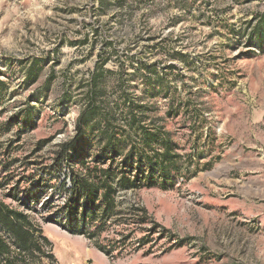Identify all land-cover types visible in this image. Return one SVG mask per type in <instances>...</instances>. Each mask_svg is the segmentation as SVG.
<instances>
[{"label": "rangeland", "instance_id": "1", "mask_svg": "<svg viewBox=\"0 0 264 264\" xmlns=\"http://www.w3.org/2000/svg\"><path fill=\"white\" fill-rule=\"evenodd\" d=\"M263 18L264 0H0V199L40 247L0 226L15 264H264ZM96 167L114 204L69 213L70 169Z\"/></svg>", "mask_w": 264, "mask_h": 264}, {"label": "trees", "instance_id": "2", "mask_svg": "<svg viewBox=\"0 0 264 264\" xmlns=\"http://www.w3.org/2000/svg\"><path fill=\"white\" fill-rule=\"evenodd\" d=\"M86 114L87 113L85 111L80 113L78 120V129L80 131V134H78L74 139L63 144V148L58 155V161L65 160L67 163H72L74 161V156L78 152L76 146L79 142L80 137L82 136L84 124L86 123ZM148 163V165L150 166V172H153L149 177V184L153 185L157 183L156 177L154 176L156 170L155 168H153L152 160H150ZM157 165H159L160 167L158 169L157 176L163 182L171 180L172 177L168 174L169 169L167 168L165 160L163 159L162 162L158 161ZM95 171L97 173V167L95 168ZM101 171L104 173V175L99 176L97 173L96 175L98 176H92V172H89L87 175H85L82 171L76 170L75 168L70 169L69 175L70 181L73 185V193L70 196L67 204V211L69 213H76L80 209V204L76 202L81 196H85L84 206L86 207L83 209L84 212L91 210H93L94 212H109V209L114 204L113 193L115 192V186L112 182L115 177V172L111 168L101 169ZM139 174H141V168H139ZM139 174L135 176V178H137L136 181H141L142 179L147 178L145 173L142 176H140ZM121 180L123 184L125 183V181H129V179L125 178V174H123ZM135 184L136 182L133 183V185ZM75 193L77 194V197L73 196V194L75 195ZM73 201L76 203L75 205H71L70 202ZM97 201H99L98 205L96 204ZM30 225L31 223L29 222L26 214L11 208L0 199V226L15 238L17 247L22 253H33V251H35L36 249H40L38 243L35 240V236L30 228ZM0 255L2 256L4 264H15L14 259L10 254V246L1 235Z\"/></svg>", "mask_w": 264, "mask_h": 264}]
</instances>
